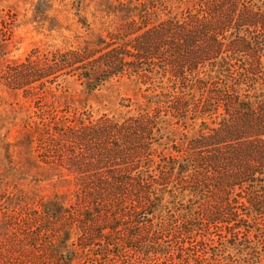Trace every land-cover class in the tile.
I'll use <instances>...</instances> for the list:
<instances>
[{
	"label": "trees",
	"instance_id": "16d2710c",
	"mask_svg": "<svg viewBox=\"0 0 264 264\" xmlns=\"http://www.w3.org/2000/svg\"><path fill=\"white\" fill-rule=\"evenodd\" d=\"M186 5L150 21L158 5L141 3V20H126L115 33V49L103 57L79 48L55 52L45 73L38 71L39 57L21 66L19 87L30 99L43 92L44 78L68 73L91 88L107 72L106 78L128 75L161 90L154 106L122 119L86 121L68 108L37 105L39 151L52 160L46 163L66 168L76 188L69 205L58 195L8 203L0 222L8 237L0 238V248L18 241L32 255L23 263L2 262L200 264L208 251L191 252L185 235L223 226L234 229L225 243L241 251L254 239H241L242 229L264 243L258 236L264 225V0ZM198 119L197 133L164 131L172 121L187 126Z\"/></svg>",
	"mask_w": 264,
	"mask_h": 264
},
{
	"label": "rangeland",
	"instance_id": "374dc122",
	"mask_svg": "<svg viewBox=\"0 0 264 264\" xmlns=\"http://www.w3.org/2000/svg\"><path fill=\"white\" fill-rule=\"evenodd\" d=\"M155 1L158 8L149 14L150 21L179 14L188 0ZM143 2L148 0H0V222L6 219L8 203L19 198L29 204L41 197L56 195L67 205L73 200L76 188L73 175L63 166L46 163L51 159L39 151L41 136L38 125L33 122L37 120L34 112L37 105L68 108L69 115L86 121L102 115L122 119L154 106L155 94L161 90L155 89L158 83L144 84L128 75L106 78L107 72H100L98 77L104 80L91 88L68 73L52 82L44 78L45 84L40 90L43 92L30 99L25 97V88L19 87L25 81L21 66L39 57L42 65L38 71L45 73L55 52L79 48L89 52L96 49L94 57H103L115 49V33L126 20L131 17L141 20ZM134 5L139 8L136 10ZM16 71L14 78L12 74ZM147 85L151 86L148 90ZM200 121L189 120L187 126L172 121L166 124L164 131L175 133L176 137L183 133L194 134L202 128ZM62 138L55 142L58 149L64 141ZM260 226L258 236L264 239V225ZM242 230L241 239L254 238L251 243L246 242L244 251L231 240L225 243V238H231L234 231L225 226L211 228L209 232L198 230L192 238L185 235V243L192 248L191 252L195 248L199 255L203 254V249L208 251L198 259L200 264H264V243L257 241L254 231ZM6 236L7 233H0V238ZM200 239H205L206 243L196 242ZM223 239L225 245H222ZM189 240L194 241L192 245ZM172 244L181 245L176 240ZM1 246L0 259L4 262L23 263L27 260L25 257L32 255L21 251L18 241L11 242L10 247ZM4 262L0 260V264Z\"/></svg>",
	"mask_w": 264,
	"mask_h": 264
}]
</instances>
